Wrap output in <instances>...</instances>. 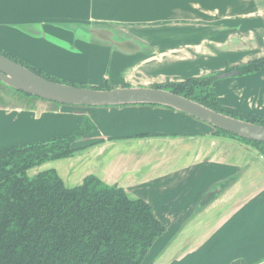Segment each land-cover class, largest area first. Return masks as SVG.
Instances as JSON below:
<instances>
[{"label":"crops","instance_id":"obj_1","mask_svg":"<svg viewBox=\"0 0 264 264\" xmlns=\"http://www.w3.org/2000/svg\"><path fill=\"white\" fill-rule=\"evenodd\" d=\"M240 1L0 0V48L65 81L153 87L148 85L160 84L161 77L152 76L154 65L199 42L211 43L209 53L254 45L256 57H264V0ZM203 12L209 19L199 21ZM183 37L198 42L185 43ZM213 87L224 107L264 116V69L218 79ZM7 98L0 94V151L71 134L89 115L36 97ZM115 112L116 123L97 124L76 143L82 149L65 161L80 173L73 186L93 175L152 207L166 231L143 264L264 259V157L253 146L216 135L213 127L173 110ZM122 139L127 144L115 143ZM224 184L200 207L208 189Z\"/></svg>","mask_w":264,"mask_h":264},{"label":"trees","instance_id":"obj_2","mask_svg":"<svg viewBox=\"0 0 264 264\" xmlns=\"http://www.w3.org/2000/svg\"><path fill=\"white\" fill-rule=\"evenodd\" d=\"M0 54L50 81L99 90L112 88L106 80L91 87L58 81L1 48ZM262 69L264 57L156 87L264 126L263 115L224 107L213 87L220 77L252 75ZM94 128L85 122L74 133L0 151V264H143L154 242L165 233L164 225L146 201L132 199L122 188L107 185L93 175L73 187L65 186L53 169L28 176L32 168L73 156L82 149L75 146L77 141ZM214 130L216 135L244 141L264 157L263 143ZM224 186L205 196L200 207L210 203ZM230 264L248 263L236 260Z\"/></svg>","mask_w":264,"mask_h":264},{"label":"water","instance_id":"obj_3","mask_svg":"<svg viewBox=\"0 0 264 264\" xmlns=\"http://www.w3.org/2000/svg\"><path fill=\"white\" fill-rule=\"evenodd\" d=\"M0 83L14 91L56 104L161 106L236 137L264 144V126L216 112L196 101L158 87L129 86L99 90L72 86L47 80L2 54H0ZM256 264H264V260Z\"/></svg>","mask_w":264,"mask_h":264},{"label":"rangeland","instance_id":"obj_4","mask_svg":"<svg viewBox=\"0 0 264 264\" xmlns=\"http://www.w3.org/2000/svg\"><path fill=\"white\" fill-rule=\"evenodd\" d=\"M170 3H172V1L174 2H182L184 0H169ZM228 2L234 4H240L241 1L240 0H227ZM216 5L219 4L218 2L215 3ZM214 5V2L212 3V6ZM218 6V5H217ZM221 6H224V4H222ZM219 7V6H218ZM202 17L200 18L199 21H206L209 18L206 17L205 12L201 13ZM213 19V18H212ZM191 22V20H189ZM187 23V22H186ZM183 40L185 43L190 42V41H195L198 42L196 40H194L193 38H188L186 39L185 37H183ZM182 39L180 40V43L177 44L178 47L182 46ZM173 46H175V44H172ZM170 45V46H172ZM254 45H250L249 50L243 49L242 47L237 46V44L234 45H229V46H225L223 47V49H219L218 51L213 50L212 53H209V51H211L213 49V46H211V43L208 42H199L198 44H194L188 47H185L182 50H175L174 52L168 54L167 57H165L166 59L164 60V62L160 65H154V70H153V75L152 76H161L159 79V83H150L148 86H153L156 87L157 86H162V85H167L169 83H173V82H182L185 81L188 78H196V77H200V76H205L206 74H208L211 71H216V70H221L223 68H225L226 66H232L234 65H240V64H246L252 60L257 59L258 57H256L258 55V51H254L253 50H257V48L253 47ZM185 56L184 61L182 60H176L178 58H181ZM175 60V61H173ZM242 77V76H240ZM53 78H55L58 81H65L62 80L58 77L53 76ZM232 78H237V77H232ZM219 79H223V78H219ZM230 78H225V80H228ZM74 84H82L79 82H75ZM2 86V85H1ZM87 86V85H84ZM88 87V86H87ZM7 93L11 94L8 95ZM0 94L6 95L8 98L6 100H10L12 99V97L14 96H19V97H24V98H28V96L26 95H22L20 93H17L16 91L9 89L7 87H0ZM14 95V96H12ZM56 104V103H55ZM59 105H64V104H59ZM65 107H69L70 109H74L75 111L79 110L82 112H85V110L88 111L89 115H94V117H90L89 115H85L81 121L80 126L78 127V129L86 122L89 125H92V127H96L97 124H104L105 126H107L110 122L111 123H116L115 120V116L118 114L117 112H115L116 110H121V109H127V108H142V107H146V108H162L166 111H171V109L165 108V107H161V106H156V105H129V106H75V105H64ZM109 110L114 111L113 114L108 113ZM180 115H184L182 113H179ZM183 116V117H184ZM110 117H114L113 120L110 121ZM185 119H188L192 122H199L200 124L205 125L204 123L190 117V116H185ZM110 123V124H111ZM104 127V126H102ZM210 127V126H209ZM212 128V127H211ZM77 129V130H78ZM76 130V131H77ZM95 130V128H94ZM93 130V131H94ZM75 132V131H74ZM73 132V133H74ZM224 135V134H223ZM226 137H230L229 135H226ZM82 139H79L78 141H81ZM237 140V139H235ZM77 141V142H78ZM117 141H121V142H115V143H124L127 144V142H124V140H117ZM238 141V140H237ZM117 146H115L116 148L119 147L120 144H116ZM75 146H77L75 144ZM124 148H126L127 146H122ZM89 167L91 168L92 165L95 164V160H91L90 162H88ZM49 169H53L55 170L58 175L61 177L62 180L65 181V184L67 186H73V184H77V183H70L73 182L74 180H78V175L80 174L77 171H73L72 169H69L67 166V162L65 161V159H59V160H53V161H49L47 163H44L41 166H37L35 168H32L28 171V176H33L39 172L45 171V170H49ZM84 168H81V170L83 171ZM77 175V176H76ZM75 182H78V181ZM75 186V185H74ZM218 190L217 187H212L210 189H208L205 192L204 198L207 195H210L211 193H216V191ZM202 204V203H200Z\"/></svg>","mask_w":264,"mask_h":264}]
</instances>
